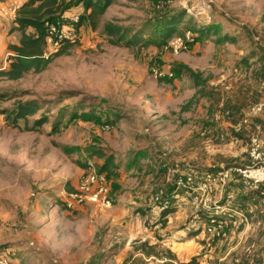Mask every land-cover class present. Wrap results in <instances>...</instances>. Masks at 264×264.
<instances>
[{
    "label": "rangeland",
    "instance_id": "obj_1",
    "mask_svg": "<svg viewBox=\"0 0 264 264\" xmlns=\"http://www.w3.org/2000/svg\"><path fill=\"white\" fill-rule=\"evenodd\" d=\"M62 1L66 12L82 5ZM178 14L199 45L160 52L161 22ZM213 26L222 39H210ZM79 29L80 42L43 73L0 82V248L14 264H262L264 194L233 177L195 203L189 189L175 191V177L199 184L248 165L249 139L256 126L264 132V112L242 123L264 100V0H114L95 31L87 21ZM160 59L208 71L210 85L189 91L185 72L155 80L149 69ZM19 103L37 112L13 127L6 117ZM98 153L116 166L111 206L66 211L63 192L90 166L99 170ZM216 206L223 235L204 230ZM164 207L173 212L163 220Z\"/></svg>",
    "mask_w": 264,
    "mask_h": 264
},
{
    "label": "trees",
    "instance_id": "obj_2",
    "mask_svg": "<svg viewBox=\"0 0 264 264\" xmlns=\"http://www.w3.org/2000/svg\"><path fill=\"white\" fill-rule=\"evenodd\" d=\"M113 1L114 0H79L82 5L77 8H82V13L79 16V22L76 25L77 32L79 34L77 44L80 42L82 37L79 29L82 22L87 21L91 30L95 31L97 29V20L102 18L107 9L112 5ZM66 11L67 9H65V5L62 0H27V2L19 7L14 19L16 28L13 29V31H16L20 36L19 43L18 45H11L8 48L13 53V57L9 59L7 68L5 70H0V82H16L30 73L36 75L41 74L52 64L54 59L65 55L67 51L74 46L68 43L63 44L54 54L48 57L45 56V50L47 47L46 39L49 28L51 26H57L58 23H60L61 16L69 13ZM185 19V14L165 16L161 22V31L164 41L157 45V50L161 52L162 47L170 39L177 36L183 37L186 32H189L184 30L186 29V26H184L183 30H180L179 28ZM104 31L109 37L117 36L120 42L124 39L118 34L117 29L112 28L109 25L104 26ZM202 36H204V31H200L198 34V37ZM192 38L193 44H195L197 39L194 38V36H192ZM155 65L164 66L165 64L160 59V61ZM168 70L173 74V78L170 80H161V82L171 83L174 79L178 78L180 72H185L189 75V77L194 79L195 82L193 86L198 89V93H202L205 80H202V77L200 78L201 74L194 73L188 67H181L175 70L172 66H169ZM1 100H3V96H0V101ZM36 112L37 109L34 105H22L19 103L14 110L8 114L6 120L13 127H17V122L19 120H26L28 117L34 116ZM46 122V119L39 120L36 122V126L40 127ZM56 132H58V129H54V133ZM95 155L97 160L102 161L98 172L105 176L110 189L111 178L117 177V174L115 173L116 166L113 162V158L111 156H105L103 153ZM179 176L185 175H178L175 179ZM253 194H264V188H260ZM59 202L62 203V201ZM62 207L65 208L63 203ZM171 212H173V209L167 207L162 213L161 218L164 220ZM210 218L211 217L208 215L204 224L209 223ZM185 264H195V259H192L190 262Z\"/></svg>",
    "mask_w": 264,
    "mask_h": 264
},
{
    "label": "built area",
    "instance_id": "obj_3",
    "mask_svg": "<svg viewBox=\"0 0 264 264\" xmlns=\"http://www.w3.org/2000/svg\"><path fill=\"white\" fill-rule=\"evenodd\" d=\"M209 8V6L207 7ZM19 8L11 5L1 10L6 17L15 19L16 12ZM82 8L72 15L61 16L60 23L57 26H51L46 39L45 56L56 52L61 45H74L79 40L76 25L79 22V16ZM193 43L190 32H186L183 37H173L161 49L164 53L178 54L187 50L189 44ZM150 74L155 80H170L173 74L164 66L154 65L150 69ZM264 112V100L249 108L242 123L248 125L251 117L259 116ZM248 165L242 168L221 170L216 174L207 173L203 176L199 184L195 183V177L191 174L179 176L175 179V191L178 189H189L195 195L194 202L199 198L210 201L214 192L222 191L231 178L235 177L244 191L254 193L260 188H264V139L259 130H255L249 139V146L246 151ZM110 189L104 175L90 166L81 176L77 186L69 192H64L62 199L63 206L68 211H77L84 205H93L97 207L109 208L111 206ZM164 207L162 211L166 210ZM209 223L203 224L207 234L221 233L223 223L220 215H224V210L216 206L214 212L208 214ZM0 264H14L0 249ZM264 264V258L262 261Z\"/></svg>",
    "mask_w": 264,
    "mask_h": 264
},
{
    "label": "crops",
    "instance_id": "obj_4",
    "mask_svg": "<svg viewBox=\"0 0 264 264\" xmlns=\"http://www.w3.org/2000/svg\"><path fill=\"white\" fill-rule=\"evenodd\" d=\"M25 2H27V0H0V70H5L8 67L9 59L11 57H13V53L8 49L9 46L18 45L19 39H20L19 34L16 31H13V29L16 28V24L14 23V18L13 17L10 18V17L4 16L1 13V10L6 8V7H9L11 5L17 6L19 8ZM74 13H75V11L72 10L69 13H67V15H72ZM218 34L219 33H218V30H217V27L213 26L212 27V32H211L210 35L215 36V38L211 37L210 39H213V40L222 39L223 36H220ZM205 36H206L205 34H204V36H202L203 44L209 43V40H210V39H207ZM198 45H199V43L196 42L191 47L192 50L194 48H196ZM214 49H215V47H214ZM191 70L194 73L201 74L202 80H205V83H204L205 85H210V76H209L210 73L208 71L202 70V71H205V73H203L202 71H196V70H193V69H191ZM220 84L224 87L223 81L219 82V85ZM205 85H204V89H205ZM188 90L196 92V88L193 85L189 86ZM262 116L263 115H261L259 117H262ZM255 130H259L262 133V136H263V139H264V132H263L262 128L260 126H256ZM55 207L57 208L56 209L57 212L59 214H62V211L58 208V206L56 205ZM53 208H54V206L52 205L51 210H53ZM2 242H3V238H1V236H0V247L2 246L1 245ZM0 249L2 251H5L6 256L14 263L13 259H11L13 257V255L11 254V250L9 248H0Z\"/></svg>",
    "mask_w": 264,
    "mask_h": 264
}]
</instances>
